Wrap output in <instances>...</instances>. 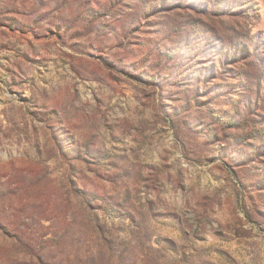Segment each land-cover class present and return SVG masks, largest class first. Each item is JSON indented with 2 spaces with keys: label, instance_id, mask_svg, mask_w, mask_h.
<instances>
[{
  "label": "rangeland",
  "instance_id": "1",
  "mask_svg": "<svg viewBox=\"0 0 264 264\" xmlns=\"http://www.w3.org/2000/svg\"><path fill=\"white\" fill-rule=\"evenodd\" d=\"M0 264H264V0H0Z\"/></svg>",
  "mask_w": 264,
  "mask_h": 264
}]
</instances>
